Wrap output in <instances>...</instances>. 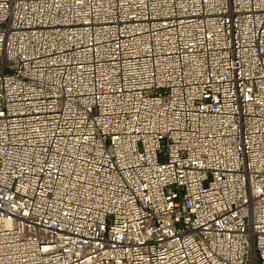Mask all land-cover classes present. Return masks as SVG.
<instances>
[{
	"label": "built area",
	"instance_id": "2783aa9c",
	"mask_svg": "<svg viewBox=\"0 0 264 264\" xmlns=\"http://www.w3.org/2000/svg\"><path fill=\"white\" fill-rule=\"evenodd\" d=\"M0 264H264V0H0Z\"/></svg>",
	"mask_w": 264,
	"mask_h": 264
}]
</instances>
